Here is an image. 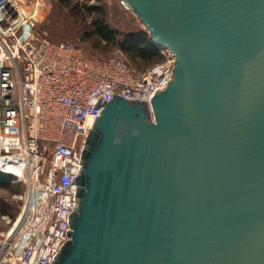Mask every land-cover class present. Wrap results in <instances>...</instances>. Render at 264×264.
<instances>
[{
  "label": "water",
  "instance_id": "water-1",
  "mask_svg": "<svg viewBox=\"0 0 264 264\" xmlns=\"http://www.w3.org/2000/svg\"><path fill=\"white\" fill-rule=\"evenodd\" d=\"M171 78L104 94L52 264H264V0H121Z\"/></svg>",
  "mask_w": 264,
  "mask_h": 264
},
{
  "label": "built area",
  "instance_id": "built-area-1",
  "mask_svg": "<svg viewBox=\"0 0 264 264\" xmlns=\"http://www.w3.org/2000/svg\"><path fill=\"white\" fill-rule=\"evenodd\" d=\"M43 1L29 10L33 0H0V172L25 186L17 217L3 216L9 227L0 232V264H52L68 239L81 151L101 95L149 108L151 93L171 78L165 48L162 60L136 72L122 58L46 39L32 29Z\"/></svg>",
  "mask_w": 264,
  "mask_h": 264
},
{
  "label": "rangeland",
  "instance_id": "rangeland-1",
  "mask_svg": "<svg viewBox=\"0 0 264 264\" xmlns=\"http://www.w3.org/2000/svg\"><path fill=\"white\" fill-rule=\"evenodd\" d=\"M34 0L28 3L27 9H33ZM98 4L105 9L106 22L120 35L128 32L143 30V24L137 16L121 0H44L41 7L40 22L32 29L42 34L46 39L75 43L90 47L92 39L86 38L90 29V16L79 4ZM94 42V41H93ZM93 52L103 59L122 58L136 71L141 72L149 65H144L139 59L132 60L129 52L120 45H111L103 40ZM162 54V53H161ZM163 58L164 55L162 54ZM162 58V59H163ZM25 186L11 175L0 179V232L6 231L9 223L3 216L13 221L23 207V201L16 195L23 193Z\"/></svg>",
  "mask_w": 264,
  "mask_h": 264
},
{
  "label": "trees",
  "instance_id": "trees-1",
  "mask_svg": "<svg viewBox=\"0 0 264 264\" xmlns=\"http://www.w3.org/2000/svg\"><path fill=\"white\" fill-rule=\"evenodd\" d=\"M79 5L90 16V29L85 35L89 40L92 39L90 41L93 45L92 48L98 47L103 40L111 45L122 46L129 52L132 60L139 59L144 65H151L162 60L163 56L159 47L152 43L147 32L139 30L120 35L106 22L103 6L98 4L87 5L86 3ZM6 175L0 172V179H5Z\"/></svg>",
  "mask_w": 264,
  "mask_h": 264
},
{
  "label": "bare ground",
  "instance_id": "bare-ground-1",
  "mask_svg": "<svg viewBox=\"0 0 264 264\" xmlns=\"http://www.w3.org/2000/svg\"><path fill=\"white\" fill-rule=\"evenodd\" d=\"M40 12H39V10H37V12H36V18L37 19H40V14H39ZM38 16V17H37ZM8 170L9 171H14V172H16V173H18L19 172V170H17L16 168H11V167H8Z\"/></svg>",
  "mask_w": 264,
  "mask_h": 264
}]
</instances>
